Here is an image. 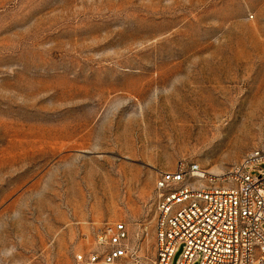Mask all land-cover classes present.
<instances>
[{"label":"rangeland","instance_id":"1","mask_svg":"<svg viewBox=\"0 0 264 264\" xmlns=\"http://www.w3.org/2000/svg\"><path fill=\"white\" fill-rule=\"evenodd\" d=\"M263 143L264 0H0V264H75L115 222L150 261L159 172L230 187Z\"/></svg>","mask_w":264,"mask_h":264},{"label":"built area","instance_id":"2","mask_svg":"<svg viewBox=\"0 0 264 264\" xmlns=\"http://www.w3.org/2000/svg\"><path fill=\"white\" fill-rule=\"evenodd\" d=\"M263 163L264 143L231 168L230 187L194 186L207 175L195 163L160 171L154 258L146 261L130 244L127 224L115 222L98 229V249L77 254L75 264H172L181 242L186 246L178 264L196 257L200 264H264Z\"/></svg>","mask_w":264,"mask_h":264},{"label":"bare ground","instance_id":"3","mask_svg":"<svg viewBox=\"0 0 264 264\" xmlns=\"http://www.w3.org/2000/svg\"><path fill=\"white\" fill-rule=\"evenodd\" d=\"M204 177H206V176H204ZM18 255H22L21 252H18Z\"/></svg>","mask_w":264,"mask_h":264}]
</instances>
